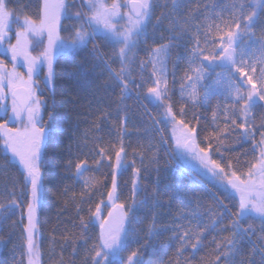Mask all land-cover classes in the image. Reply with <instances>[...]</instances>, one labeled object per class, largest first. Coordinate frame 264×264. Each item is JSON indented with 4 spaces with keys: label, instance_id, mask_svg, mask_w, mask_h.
<instances>
[{
    "label": "snow or ice",
    "instance_id": "1",
    "mask_svg": "<svg viewBox=\"0 0 264 264\" xmlns=\"http://www.w3.org/2000/svg\"><path fill=\"white\" fill-rule=\"evenodd\" d=\"M189 3L190 0H172L171 5L166 0L163 3L161 0H0V45H5L11 60L9 69L0 59V111L5 113V118L0 119V141L12 154L11 158L22 166L20 175H14L10 187L7 185L0 193L8 201L7 204L0 202V209H6V212L18 210L19 216L10 224V231L17 232L12 243L11 264H25L26 259L27 264H36L38 258L43 227L39 218L43 180L40 155L47 130L46 97L41 90L46 91L53 84V51L61 40L72 46H83L93 58L102 60L108 69L105 82H118L119 90L113 97L112 108L100 106L89 110L85 117L91 118L92 130L105 132L107 138L96 136L87 153L80 150L81 137L77 135L67 146L70 155L64 161L65 173L72 177L71 180L79 179L81 192L78 197L73 192L70 201L76 218L72 220V230L65 225L57 239L53 228V234L49 236L52 264H77V259L80 264H107L108 251L119 244L131 207L140 198L138 193L146 187L143 177L158 165V150L151 152L154 145L149 143L147 146V151L151 152L148 155L144 145L138 143L132 147L128 139L130 106L126 103L127 97L143 96L145 90L147 96L158 101L163 109L162 115L169 121L177 144L192 153L201 165L238 195L235 210L229 211L222 201L207 209L216 217L210 225L201 226L190 221L179 223L189 210L178 208L175 230L159 253L154 250L155 259L150 258L148 264H191L184 253L192 249L194 256L201 250L204 233L223 220L225 211H229V219L222 230L229 234L220 240L213 238L211 243L215 247L201 257L198 264H251L256 252L264 257V112L257 114L254 110L256 101L264 108V26L259 35L254 31L258 18L264 14V7H261L264 0H232L216 13L218 23H208V16L204 15L207 9L202 12L199 3L195 8H188ZM182 9L188 10L182 12ZM201 15H204V21L197 23ZM69 17L70 31L66 30ZM150 19L152 32L156 24L167 21V32L158 33L160 42L152 45L148 43ZM98 29L117 38V45L110 51L102 47L105 36H97ZM238 31L249 35L254 49L250 53L241 50L239 58L233 47ZM186 37L189 41L188 63L179 78L181 103L177 109L172 99L167 65ZM141 48L145 58L138 60ZM21 60L26 67L27 79L17 68ZM220 60L229 62L232 72L225 76V99L212 107L211 130L208 126L202 130L196 111L201 96L196 85L205 71L203 62ZM40 62L47 66L43 81L33 78ZM117 62L119 66L114 67ZM193 72L195 75L191 74ZM171 75L174 82V62ZM115 113H119L118 118ZM47 118H51L50 112ZM150 119L155 124L160 115ZM105 122L110 129L102 127ZM164 131L162 128L158 131L161 139L165 138ZM82 138L88 139L87 134ZM242 140L249 142L248 149L230 150ZM129 148H132L131 153ZM213 153L223 159L213 158ZM122 162L131 165L130 181H121L118 175ZM8 164L9 161L4 160L0 167L7 170ZM89 173L94 174L92 178H87ZM109 176L110 186L106 183ZM129 183L130 194L124 196L123 189ZM71 190L65 186L57 195L67 197ZM152 193L155 194V188ZM94 196L99 197L98 202H93ZM68 203L64 201L58 216L67 210ZM202 207L198 203L194 211L200 213ZM248 213L254 215L249 218ZM93 221L99 231L90 235L89 225ZM76 229L78 231H74ZM157 229L153 219L147 227L144 243L127 255L125 264H136L137 257L142 255L140 249L157 238ZM245 238L252 243L248 251L242 253ZM170 245L175 248L171 257ZM81 247L84 250L82 259Z\"/></svg>",
    "mask_w": 264,
    "mask_h": 264
},
{
    "label": "trees",
    "instance_id": "2",
    "mask_svg": "<svg viewBox=\"0 0 264 264\" xmlns=\"http://www.w3.org/2000/svg\"><path fill=\"white\" fill-rule=\"evenodd\" d=\"M165 2V0H161ZM171 5L172 0H166ZM232 0H190L188 8H195L196 4L201 5V11L207 9L204 15L208 16V23L213 21L219 22L216 19V13H218L222 6L230 4ZM9 7H12L10 4ZM264 7V4L261 6ZM188 9H182V12H186ZM160 10L157 9V15ZM204 15L199 17L197 23L204 21ZM227 13H225V16ZM69 19L68 28L71 30V17ZM258 22L255 24L254 31L259 35L260 29L264 26V14L258 18ZM154 22V21H153ZM165 24L162 22L155 25V31H151L152 21L149 20V35L148 43L160 42L161 37L158 35L160 32H167ZM66 35V34H62ZM14 40V33L12 42ZM234 47L241 48V45L245 49L253 47V40L249 35L243 31H238L236 36ZM64 48V52L57 55L54 65L55 73L53 84L50 89H42V94L46 97V103L44 105L45 119H47V130L45 133V139L43 148L40 155V165L42 168V184L40 189L39 199V218L43 227L40 231V247L38 251L39 264H52V260L49 259V249L52 245L49 242L50 234H53V228L56 229L57 239H60L59 233L63 231L65 225L71 229L72 220L75 218V209L71 206V197L73 192L79 196L81 192V184L79 179L71 180L72 177L65 173L64 161L69 158L67 146L71 143L75 136L81 137L80 150L87 153L92 148V141L96 136L105 135V132L97 133L90 128L91 118L85 119L89 115V110L96 109L100 106L112 108L113 97L118 94L119 83L116 81L105 82L108 77V69L102 60L93 58L88 49L82 48L83 46H72L61 40ZM188 38H184L179 43L177 49L173 53L172 60L167 65L169 72L168 80L170 87L173 88L172 99L175 102L178 109L181 103L180 92V76L183 75V69L188 63ZM102 47L105 51H110L112 47H109L105 39L102 41ZM254 50V49H253ZM5 45H0V59L4 60L8 64L9 69L11 67L8 57L5 55ZM145 58L144 49H140L139 59ZM176 65V75L173 82L172 64ZM116 61L113 59V64ZM205 71L203 74H207L211 71V67L208 66L209 62H203ZM211 63V62H210ZM117 62L114 67H118ZM139 69L137 68V73ZM195 75V72L191 73ZM35 79L42 81V77L36 75ZM202 84L198 93L200 99L198 101L199 119L201 121V129L204 126H208V130H211V110L217 103V101L223 102L226 92L216 91L212 94L204 97L202 94V88L206 84V80L202 79ZM208 82V81H207ZM188 91H191L188 89ZM51 93V95H49ZM126 103L130 106L129 109V141L132 147H136L137 144L145 146V151L148 155L151 152L158 150V165L157 167L148 170L147 174L143 177L145 188H142L138 193L140 197L135 204L132 205L131 210L127 217V224L124 231V236L115 255L108 253L107 264H125L127 255L144 243L146 238L147 227L154 219L157 229V238L152 239L146 246L142 247L141 256L137 257L136 264H148L150 258L155 259L153 255L154 250L159 253L162 245L168 243V238L175 230L174 225L178 222L175 217V213L178 208L182 207L189 210L185 213L183 220L179 223L187 224L188 221L192 223L211 224L216 217L210 215L207 209L213 206L215 203L223 202V205H227L228 210H235L238 200L235 196L226 188V183L218 178H214V182L203 178L199 173L185 165L175 152V147L171 138L170 123L162 113L163 109L158 102H153L150 96H147L146 90L143 96H136L135 94L127 97ZM260 102H255L254 110L257 114L264 112V108L259 107ZM51 113V118H47V113ZM160 115V120L157 123H153L150 117H156ZM118 118L119 113L114 114ZM5 118V113L0 111V119ZM104 129H110L108 122H105L102 126ZM164 129V139L159 137L160 129ZM134 129H139L135 131ZM87 134L88 139H83V135ZM105 138L106 135H105ZM151 143L154 147L151 152L147 151V146ZM250 147L247 140H242L240 143L233 146L230 150L233 152H239ZM75 151V146H74ZM132 148H129L131 153ZM213 158L222 160L223 157L219 154L213 153ZM4 160L9 161L8 169L5 170L0 167V193H3L4 188L8 185L10 187L12 178L14 175L19 176L22 169L19 165L13 163L7 155L6 147L3 142L0 141V163ZM139 162V157H137ZM147 163V159L145 160ZM110 171V170H109ZM94 174L89 173L87 178H92ZM118 175L121 181L131 178V165L121 163L118 170ZM106 183L110 186V176ZM221 184V185H220ZM65 186H68L69 191L67 197H58L57 193L61 191ZM131 184L129 183L123 189V195L128 196L130 194ZM155 188V194L152 193V189ZM99 197L94 196L93 202H98ZM64 201H68L67 210L63 211L59 216L58 210L64 207ZM0 202L7 204L8 201L3 195H0ZM203 205L199 209L200 213H196L194 209L197 204ZM229 211H225V216L222 221L217 222L216 227H209L203 236V247L198 253L193 256L194 250L189 249L184 253L185 257L191 261V264H198L201 257L211 251L215 247L211 243L213 238L220 240L222 237L227 236L229 233L223 231V226L228 223ZM106 212V211H105ZM155 214V215H153ZM249 218H251V214ZM18 210L7 211L6 209H0V237L3 238L0 241V264H11L14 253L12 251L13 241L16 240L17 232L10 231V224L12 221L18 219ZM78 222V220H77ZM195 227V225H193ZM78 231V229L74 230ZM98 232V226L95 221L89 225V234L94 235ZM174 245V241H172ZM251 241L247 238L243 241L242 253H246L251 247ZM171 251L169 257L174 255L175 248L170 245ZM59 253V247L56 248ZM71 251L70 249L68 250ZM18 258V253L16 254ZM83 247L80 249V259L83 258ZM115 257V258H113ZM65 259H68V254H65ZM223 259V258H222ZM27 264V259L25 260ZM77 264H80V260L77 259ZM251 264H264V257L261 253L256 252L251 258Z\"/></svg>",
    "mask_w": 264,
    "mask_h": 264
},
{
    "label": "rangeland",
    "instance_id": "3",
    "mask_svg": "<svg viewBox=\"0 0 264 264\" xmlns=\"http://www.w3.org/2000/svg\"><path fill=\"white\" fill-rule=\"evenodd\" d=\"M263 4L264 3H262V5ZM97 36H101V37L105 36V41H107V44L109 45V47L114 48L118 43V40L116 37L112 36L110 33H104L103 29L97 30ZM14 42H15V38L13 40V43ZM235 42H237L236 39H235ZM74 47H76V46H74ZM233 47H234V45H233ZM66 49L67 48H64V45L62 44V42L58 41L56 46H55V49L53 51V60L55 61V58L57 57V55L64 52V50H66ZM235 49H236V53H237V58H239V53L241 52V50H243L244 52H249V53L253 51V47L250 46L249 49H245L243 47V45H241L240 49H239V47H236ZM5 55L8 57V59L10 61V65H11L10 54H8L6 52ZM208 66L211 67V69L213 71H211L207 74H203L202 78L199 80V82L196 85V91L198 92V90L200 89V86L198 87V85L202 84V81H203L202 79H205L206 84L204 85V87L202 88V91H201L204 97H206V96H208V95H210L213 92H216L218 90L222 91V92H226V90L224 88L225 76H226V74L232 72L231 64L225 60H220V61H215V62H211V63L209 62ZM17 68L21 73L25 74V79H27L26 67L24 66L23 60H21L18 63ZM46 72H47L46 63L40 62L37 65V72L33 78L35 79V76L38 75V76L42 77V81H43ZM50 87H49V89H50ZM189 90H191V89H189ZM150 99L153 102H158L151 96H150ZM256 102H258V101H256ZM170 132H171V138H172V141H173V144L175 147V152L178 155V157L181 159V161L185 165H187L188 167L193 169L195 172L199 173L203 178L214 182V178H216V175L213 174L211 171H209L207 168H205L203 165H201L200 161L198 159H196L193 154H189L185 148H183L177 144L176 138L172 135V128H170ZM6 151H7V155L11 159V161L13 163L19 165L20 168L22 169V166L19 164L18 160H16L15 158H11L12 154L10 153V151L7 148H6ZM226 188H228V190L238 200V195L234 192V190L231 189L230 186H228L227 184H226ZM105 214H106V212H105ZM249 214L254 215L252 213H249ZM113 255H115V254H113ZM37 257H38V255H37ZM113 258H115V257H113ZM36 264H39L38 258H37Z\"/></svg>",
    "mask_w": 264,
    "mask_h": 264
},
{
    "label": "water",
    "instance_id": "4",
    "mask_svg": "<svg viewBox=\"0 0 264 264\" xmlns=\"http://www.w3.org/2000/svg\"><path fill=\"white\" fill-rule=\"evenodd\" d=\"M186 151H187L189 154H192V153H190L187 149H186ZM125 227H126V223H125L124 229H123V231H122V233H121V237H120L119 244H118L117 246L113 247L112 249H110L109 252H114V251H115L116 249H118V247L120 246V244H121V242H122V239H123V236H124Z\"/></svg>",
    "mask_w": 264,
    "mask_h": 264
}]
</instances>
